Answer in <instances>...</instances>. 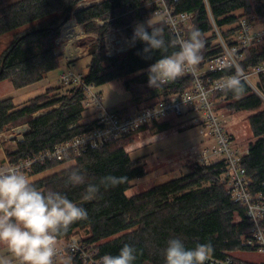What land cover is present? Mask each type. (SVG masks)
Masks as SVG:
<instances>
[{"label": "trees", "instance_id": "obj_1", "mask_svg": "<svg viewBox=\"0 0 264 264\" xmlns=\"http://www.w3.org/2000/svg\"><path fill=\"white\" fill-rule=\"evenodd\" d=\"M0 0V40L5 47L0 53V82H10L14 88L23 89L47 79L48 73L62 67V55L58 53L59 39L65 24L74 18L82 26L85 39L80 47L87 46L88 65L84 82L100 86L123 79V87L130 94L136 108L152 106L167 96L190 89L192 76L178 78L158 88L148 86L147 68L161 58L162 53L153 52L145 58V45L132 42L136 23L153 17L157 6L151 0ZM87 3V4H83ZM176 14L192 13L194 25L205 38L203 65L207 58L220 54L221 46L211 24L213 18L223 38L236 30V24L244 14L254 12L260 22L264 21L263 0H167ZM153 23L169 30L164 20ZM113 29L122 30L129 39L127 50L108 55L106 35ZM175 49H169L170 54ZM247 59L241 68L250 67L264 59V51L248 50ZM85 57V58H86ZM225 72L209 74L213 79ZM264 91V75L260 77ZM44 94L28 100L22 105L14 98L0 97V134L24 125L29 129L24 141L17 149L7 150L6 158L11 164L39 155L57 144L89 132L96 121H86L83 100L84 90L80 86H51ZM217 113L235 115L247 113L246 120L250 140L249 153L242 159L254 193L264 192V104L259 96L246 84L242 96L217 91ZM144 106V105H143ZM124 111V110H123ZM169 123L155 124L159 132L166 131ZM139 133V132H135ZM133 133V134H135ZM133 134L121 140L111 141L101 148L87 147L80 155L71 154L64 162L52 161L35 164L31 181L41 190H53L66 195L74 203L88 211V218L70 226L61 235L60 243L75 238L94 258L105 254L116 255L125 244L137 249L135 264H164L162 249L173 236L181 237L186 247L196 243L210 242L214 247L212 256H226L247 262L238 252L247 251L243 246L244 235L250 224L247 211L230 197L221 182L223 164L205 167L197 162L189 163V171L170 181L158 182L139 193L128 196L133 182L144 178L148 171L141 159H133L125 146L135 140ZM1 149V145H0ZM71 162L65 169L39 177L59 166ZM71 168L84 171L91 182L99 183L106 175L127 177L116 187H101L97 199L85 201L84 186H73L67 181ZM264 229V220L262 222ZM251 252V251H250ZM71 264H84L78 253L67 251ZM250 264V262H247Z\"/></svg>", "mask_w": 264, "mask_h": 264}, {"label": "built area", "instance_id": "obj_2", "mask_svg": "<svg viewBox=\"0 0 264 264\" xmlns=\"http://www.w3.org/2000/svg\"><path fill=\"white\" fill-rule=\"evenodd\" d=\"M150 3H154L158 8L153 17H160L166 24L175 22L181 32L186 33L194 25L192 13L176 14L175 8L169 7L167 0H151ZM257 18L254 12L252 14L243 13L236 24V31L229 36V39L222 37L220 30H218L213 18H211L213 31L217 35L221 52L215 57L207 58L203 65L197 69V75L207 90V97L203 100L199 97L193 81L190 89L167 96L152 106H143L125 113L113 114L104 108L102 97L98 94L94 84H85L84 76L80 73L62 70L57 76L58 84L67 87L80 86L84 90L85 98L82 101L84 112L91 111L95 114L96 118L92 121H96V125L89 132L57 144L51 149L41 151L39 155L30 156L17 164H11L6 161L1 166L23 167L26 174L30 177L32 167L35 164H44L52 161L64 162L70 158L71 154L78 156L87 147L101 148L111 141L121 140L135 132L141 131V129H148L155 124L164 123L168 119L186 118L189 125L201 128L200 133L204 135V139L201 141L199 149H197L198 151L192 158L193 161L205 167L223 164L221 182L226 186L234 202L240 203L247 211L250 227L244 235L243 246L249 252L257 251L264 255V244H261L257 239V233L264 232L262 227L264 220V192L254 193L252 191L248 173L242 166V158L249 153V148L248 146L240 145L235 139V134L231 135L225 129L222 121L225 114L217 113L216 105L219 99L215 100L213 98V94L218 91L215 87L217 82L231 74L228 69L221 70L224 68V64L221 63L224 57L231 54L232 50H235L232 58L235 63L241 66L242 62L247 59L246 52L248 50L256 48L264 51V21L260 22ZM106 36L108 55L128 49L129 39L122 30L113 29ZM219 72H225V74L217 77V79L208 76ZM244 74L247 77L246 84L253 93L259 96L264 104V91L260 87V77L264 75V59L254 67H250L248 71H244ZM186 76L191 77L192 75L189 73L183 77ZM14 134V129L0 134L1 150L6 155V144L12 143ZM58 152L63 155V158L57 156ZM61 248L64 250V256L67 251H71L78 253L84 260V264H99L100 259L91 256L89 249H85L84 245H81L75 238H71ZM208 264L249 263L237 262L226 256L224 259L213 257ZM250 264L264 263L250 262Z\"/></svg>", "mask_w": 264, "mask_h": 264}, {"label": "clouds", "instance_id": "obj_3", "mask_svg": "<svg viewBox=\"0 0 264 264\" xmlns=\"http://www.w3.org/2000/svg\"><path fill=\"white\" fill-rule=\"evenodd\" d=\"M169 37L165 28L147 20L136 23L132 42H142L144 57L153 52L162 53L161 58L147 68L148 86L161 87L191 73L196 91L203 100L207 90L197 75L202 63L205 38L198 27L193 25L186 33L181 32L175 22H168ZM169 49H175L170 54ZM235 50L221 61L224 69L231 74L220 79L216 90L242 96L246 89L247 77L243 69L232 58ZM234 69V70H233ZM57 156L63 158L58 152ZM127 177L106 175L99 183L89 180L79 168H71L67 181L73 186H84L83 199L98 198L101 187H116ZM254 215V213H253ZM88 218V211L58 191H41L26 174L23 167L0 166V264H71V258L64 256L60 246L61 235L71 225ZM257 239L264 244V232L257 233ZM214 254L210 242L196 243L186 247L184 240L173 236L162 249L164 264H208ZM137 249L125 243L116 255L105 254L99 264H135Z\"/></svg>", "mask_w": 264, "mask_h": 264}, {"label": "rangeland", "instance_id": "obj_4", "mask_svg": "<svg viewBox=\"0 0 264 264\" xmlns=\"http://www.w3.org/2000/svg\"><path fill=\"white\" fill-rule=\"evenodd\" d=\"M17 1L18 0H12V2ZM96 1L101 0H95L94 2ZM159 19L160 17L149 20L151 22H156ZM71 21L72 24H74V29L76 27L78 28V31H76L72 37H69V35L65 33L64 28ZM71 21L65 24L58 42L59 47L57 51L62 55V67L58 70L50 72L46 81L39 82L33 86L24 87L23 89L14 88L13 85L7 81L0 82V96H11L14 98L16 104H23L38 95L44 94L46 92L45 90L48 88L46 87L48 83H50L51 86L68 88L67 86H60L57 83V76L62 70L75 71L81 74L85 72L89 61L88 57H86L88 50L87 46H85V48L80 47L78 42L85 39L86 35L84 34L82 26L77 25L74 18L71 19ZM105 40L107 49V37ZM4 47L5 41L1 39L0 53ZM122 84L123 79H118L100 86V88L97 89L98 94L102 97L104 108L109 113H125L127 111L137 109L133 100H130V94L125 90ZM145 103L148 102H143L141 104L142 107L143 105L145 106ZM84 115L86 121L96 118L95 114L91 111L85 113ZM246 116V112L231 116L225 114L222 120L225 129L229 134H235V139H237V142H239L240 145H245L250 140L247 120L245 119ZM167 122L170 125L166 131L159 132L155 128L152 129L151 127L148 129H141V131H138L139 133L133 134L134 137L136 136L135 140L125 146L126 152H130L133 159H141L142 163L146 165V169L148 171L144 178L133 182V186L130 189L131 191L127 193L128 196L131 197L133 194L144 191V189L150 188L158 182L170 181V179L182 176V174L188 172L187 165L194 162L192 158L198 151L195 150L194 147L199 149L198 147L204 139V135H201L200 133L201 128L195 126L191 127L186 118H171L168 119L166 123ZM16 141H13V144L10 142L12 146H10V143L6 144L7 150H13L15 148ZM2 154L3 152L0 150V166L6 163V161H3V157L1 158ZM7 161L9 162V160ZM71 164V162H65V164L59 166L53 171L40 174L39 177L52 174L54 171L65 169V167H68ZM29 178L30 180L32 179V177ZM68 242L69 241H64L60 243V245L65 246ZM5 251L6 249L0 247V253ZM238 256L247 262L264 263V255L257 251H240L238 252Z\"/></svg>", "mask_w": 264, "mask_h": 264}, {"label": "water", "instance_id": "obj_5", "mask_svg": "<svg viewBox=\"0 0 264 264\" xmlns=\"http://www.w3.org/2000/svg\"><path fill=\"white\" fill-rule=\"evenodd\" d=\"M29 127L28 125H24L22 127L15 128V134L13 138H16L17 142L21 143L24 141V135L28 131ZM17 144H15V149H17Z\"/></svg>", "mask_w": 264, "mask_h": 264}, {"label": "bare ground", "instance_id": "obj_6", "mask_svg": "<svg viewBox=\"0 0 264 264\" xmlns=\"http://www.w3.org/2000/svg\"><path fill=\"white\" fill-rule=\"evenodd\" d=\"M74 24H72V21L71 22H69L68 24H67V26L64 28V30H65V33L66 34H68L69 35V37H72V35L73 34H75V32L76 31H78V28H76L75 27V29H74V26H73ZM72 26V27H71ZM69 27H71V28H69ZM75 30V31H74ZM69 32V33H68ZM67 35V36H68ZM63 36V35H62Z\"/></svg>", "mask_w": 264, "mask_h": 264}, {"label": "crops", "instance_id": "obj_7", "mask_svg": "<svg viewBox=\"0 0 264 264\" xmlns=\"http://www.w3.org/2000/svg\"><path fill=\"white\" fill-rule=\"evenodd\" d=\"M62 63H63V60H62ZM50 73H48V75H49ZM47 75V76H48ZM59 75V74H58ZM47 78V77H46ZM47 79H45L44 81H46ZM44 81H42V82H44ZM58 83V82H57ZM46 87H51V85H50V83H48V85L46 86ZM48 89V88H47ZM1 98H3V99H7V98H10V97H3V96H0ZM11 98H13V97H11ZM20 105V104H19ZM22 105V104H21ZM248 144V142L245 144V145H243V146H246ZM10 146H12V145H10ZM194 149L195 150H197L195 147H194ZM1 150V149H0ZM2 152H3V154L1 155V158L2 159H4L3 161L5 162V161H7V158H6V154H5V152L3 151V150H1ZM188 171H189V169H188Z\"/></svg>", "mask_w": 264, "mask_h": 264}]
</instances>
